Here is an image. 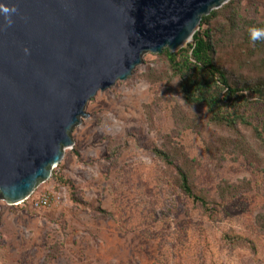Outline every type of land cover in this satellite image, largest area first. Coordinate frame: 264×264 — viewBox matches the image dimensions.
I'll return each mask as SVG.
<instances>
[{
    "label": "rangeland",
    "instance_id": "obj_1",
    "mask_svg": "<svg viewBox=\"0 0 264 264\" xmlns=\"http://www.w3.org/2000/svg\"><path fill=\"white\" fill-rule=\"evenodd\" d=\"M251 5L243 0L241 8ZM253 5L250 14L264 20V0ZM225 59L241 85L264 81L259 67ZM86 111L73 148L32 195L50 191L55 201L34 208L31 199L0 200V264H264V170L225 141H252L249 128H222L187 105L166 57L152 52ZM176 112L196 126H179ZM243 112L259 124L264 101ZM168 147L181 151L175 165H186L216 211L177 185L176 167L155 151ZM223 182L238 185V195L221 198Z\"/></svg>",
    "mask_w": 264,
    "mask_h": 264
},
{
    "label": "water",
    "instance_id": "obj_2",
    "mask_svg": "<svg viewBox=\"0 0 264 264\" xmlns=\"http://www.w3.org/2000/svg\"><path fill=\"white\" fill-rule=\"evenodd\" d=\"M231 0H0V200L29 199L88 103L148 53L177 52Z\"/></svg>",
    "mask_w": 264,
    "mask_h": 264
},
{
    "label": "trees",
    "instance_id": "obj_3",
    "mask_svg": "<svg viewBox=\"0 0 264 264\" xmlns=\"http://www.w3.org/2000/svg\"><path fill=\"white\" fill-rule=\"evenodd\" d=\"M252 1L251 7L254 0ZM243 0H231L223 7L213 10L202 19L200 30L194 35L196 44L188 43L177 52L165 48L161 55L166 57L168 65L179 82V89L187 105L204 108L210 123L226 129L238 130L239 126L251 130L253 140L244 135L238 139L225 138L237 147L257 168L264 170V118L255 124L251 117L243 112L248 105L264 101V81L250 84L235 81L233 72L228 70L224 61L229 56L240 66L248 65L264 70V20L250 14L251 7L242 10ZM257 8V6H255ZM253 12H258L257 9ZM247 92V94H245ZM255 101H251L252 97ZM245 111V110H244ZM179 126H196V120L180 117L176 112ZM240 134V131H237ZM156 154L169 166L176 167L177 185L207 210L216 211L218 202L194 185L186 165H175L181 151L178 148H159ZM223 199L235 197L240 189L236 184L223 182L220 187ZM105 216H112L106 209H98ZM264 230V218L260 219Z\"/></svg>",
    "mask_w": 264,
    "mask_h": 264
},
{
    "label": "built area",
    "instance_id": "obj_4",
    "mask_svg": "<svg viewBox=\"0 0 264 264\" xmlns=\"http://www.w3.org/2000/svg\"><path fill=\"white\" fill-rule=\"evenodd\" d=\"M29 199L32 200L31 203L34 208H43L50 206L55 201V196L50 191H44L35 197L31 196Z\"/></svg>",
    "mask_w": 264,
    "mask_h": 264
}]
</instances>
